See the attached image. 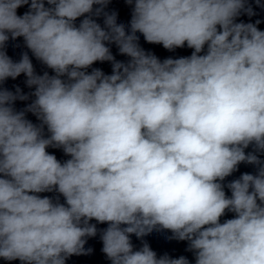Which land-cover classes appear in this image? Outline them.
Listing matches in <instances>:
<instances>
[{
  "label": "clouds",
  "instance_id": "obj_1",
  "mask_svg": "<svg viewBox=\"0 0 264 264\" xmlns=\"http://www.w3.org/2000/svg\"><path fill=\"white\" fill-rule=\"evenodd\" d=\"M109 3L0 0V85L24 74L35 89L18 112L14 102L29 96L0 87V258L66 264L91 253L95 220L108 224L100 238L111 264H189L157 258L146 242L134 250L130 236L154 230L188 241L195 264H264L260 21L236 22L254 15L247 0H125L133 6L128 32L105 11ZM101 15L104 27L93 18ZM137 33L169 51H194L161 62ZM19 37L54 75L36 74L27 52L18 62L7 55V42ZM113 43L127 63L115 60L106 46ZM97 61L112 62V74L88 73ZM49 147L70 159L61 163ZM240 163L258 171L230 182L229 197L221 182ZM52 191L65 203L37 195ZM226 212L235 218L221 223Z\"/></svg>",
  "mask_w": 264,
  "mask_h": 264
},
{
  "label": "water",
  "instance_id": "obj_2",
  "mask_svg": "<svg viewBox=\"0 0 264 264\" xmlns=\"http://www.w3.org/2000/svg\"><path fill=\"white\" fill-rule=\"evenodd\" d=\"M247 5L250 6L254 12V15L249 16L246 13H241L240 16L236 18L237 23H253L256 24V21H260L259 24H257V28L261 31H264V0H260V4L257 5L256 0H247ZM46 7H48L47 4H45ZM97 6H94V8ZM132 7L131 5H128L125 3V0H110V3L107 5L105 11L108 13L115 12L117 14V23L125 25L126 31L130 32V20L132 16ZM29 10V5H24L17 9L18 15H23L25 12ZM84 17L77 18L75 21V24L79 26V23ZM97 23L101 25V27H104V17L101 15L100 17H93ZM139 37L138 44L139 46L146 52L150 53L152 55H155L161 62L167 58H173L177 59L180 57H189L192 52L194 51L191 48L187 47V44H185L182 48H176L172 51H169L163 47L162 44H150L145 41L143 35L141 33L136 34ZM110 48V51L112 55L114 56L116 61L127 63L130 60V57L126 55H122L119 52V48L117 45L113 44H107ZM5 51L7 55L14 61L18 62L21 59V56L23 53L27 52L29 55V58L32 61L35 73L38 75H43L44 72H48L49 75H54L55 73L48 68L46 65L42 64L39 60L35 58V56L31 53L29 49H27L23 37H19L15 40H12L11 38L6 44ZM207 51V46H205L204 52L201 54H205ZM93 69H100L102 72L106 75L112 74V62L104 61V62H94L93 65H91L86 71L88 73H91ZM26 76L24 74H21L15 79H12L9 77L6 79L0 87H3L9 91H12L15 93L16 89H21L23 94H26L29 96L28 100L21 101L17 99L13 107L16 111H24L29 104L32 103V101L35 99V97L31 96V93L35 90L34 88H29L26 84ZM66 79V77H65ZM25 118L31 121L33 124L39 125L40 121L37 119V117L32 114L31 112H25ZM50 135L47 131V127L44 128V136L47 138V136ZM46 151L50 154H53L56 156V158L61 162H65L66 160L70 159V156H67L62 148H53L49 147L46 149ZM254 151V146L249 145L247 149H245L246 154L249 152ZM259 157V159L264 162V152L256 153ZM258 171V166L247 164V163H240L237 167V170L234 171L231 175L225 178L224 181L221 183L224 185V191L227 196H231L230 189L227 188V185L236 180L239 179L240 176L244 173H249L255 175ZM39 196L43 197H49L54 202L57 200L60 203H65L64 197L59 194L57 191L52 192H44L37 194ZM235 218V214L232 212H226L224 216L221 217V223L225 222L227 219ZM90 223L96 224L97 227V235L95 237H87L86 238V244L85 249H92L91 253L87 255H72L66 259V264H111V261L106 257V255L103 253V243L100 238L101 233L104 229L108 227L107 223H97L95 220L90 221ZM172 233L169 230H154L152 233H150L147 236H144L143 238H137L134 234L130 236V240L133 244L134 250H139L143 243H147L150 248L156 252L157 258L160 256H163L167 254L171 258H179L180 256H184L189 260V264H195V254L192 251L188 250V244L189 242L184 240H177V239H171ZM0 264H21L19 260L14 261H6L0 258Z\"/></svg>",
  "mask_w": 264,
  "mask_h": 264
}]
</instances>
